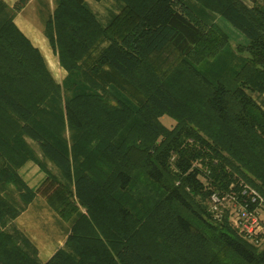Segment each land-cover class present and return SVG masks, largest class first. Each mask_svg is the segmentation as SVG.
Returning <instances> with one entry per match:
<instances>
[{"label": "trees", "instance_id": "16d2710c", "mask_svg": "<svg viewBox=\"0 0 264 264\" xmlns=\"http://www.w3.org/2000/svg\"><path fill=\"white\" fill-rule=\"evenodd\" d=\"M115 1L120 13L103 27L84 0H54L43 35L66 72L60 85L13 24L28 0H0V107L17 122L12 143V128L0 132V185L22 201L0 195V264H40L19 231L4 229L35 194L70 225L44 264H264V247L208 210L210 195L240 185L264 198V101L253 97L264 94V6L196 0L246 42L227 51L228 68L203 73L197 66L218 59L215 41L227 45L219 29L175 9L182 0ZM166 47L181 58L173 79L148 60ZM19 137L68 188L41 162L40 187L24 184Z\"/></svg>", "mask_w": 264, "mask_h": 264}, {"label": "rangeland", "instance_id": "374dc122", "mask_svg": "<svg viewBox=\"0 0 264 264\" xmlns=\"http://www.w3.org/2000/svg\"><path fill=\"white\" fill-rule=\"evenodd\" d=\"M84 1H85V3H87V6L89 7L90 11L95 15V17H97L96 19L98 20V22L103 27H105L106 24L109 23L114 16H116L120 13V10L122 7L121 6L122 4L119 3L118 1H115V0H100L97 2L93 1V0H84ZM53 2H54V0H53ZM242 2L249 7L251 6L250 2L247 0H242ZM259 4L264 6V0H259ZM174 7H175V9H177L179 11L181 10V8L183 10H185V9L188 10L194 17H196L198 20H200L205 26L216 27L227 37L228 41H227L226 46H223L222 48H220L221 46L216 45L218 43L217 41H215V43L213 45V49L218 48V50H216L217 55H218V59H213V58L205 59V61L202 62L199 66H197V68H199V70L203 73H209L210 71H215V70L219 71V70H222L226 67L228 68V66H230V59H231L230 56L231 55H227L226 54L227 51L230 54H232V56H234L237 52L236 48L239 46H244L246 44L244 38L239 33H237L235 30H233L227 23H225L219 17V15L216 12L208 10L207 8L203 7L202 4L198 3V1H196V0H182L181 4L176 3ZM221 53H224V54H221ZM148 60H149L150 64L153 66V68L156 70V72L158 73L159 76L163 74V77L164 76H165V78L172 77V79H173V77H175V75L177 76V73H178L177 71H179L181 58L173 51V49L171 47H166L163 51L151 55ZM173 73L175 75L172 76ZM89 91H91V90H89ZM253 97L258 103H261L262 100L264 101V94L260 97L253 95ZM159 120H160L161 124L167 128H170L174 125V122L167 117H161ZM15 123H17L16 120H14L13 118L11 119L9 114H7V112H5L3 110V108L0 107V132L4 133V130H5V132L10 131V135H9L10 137L7 136V138L4 140L7 143H10V142L12 143L11 140H12V138H14L13 136L17 134L15 131H13L15 129L14 127L16 125ZM7 125L10 128H12L11 130L13 132L6 127ZM1 136H2V134H0V140H2ZM64 137L66 140H68L69 139L68 138L69 133L67 132ZM19 138L21 140L19 142L20 143L22 142L21 148L23 149L22 146L24 145V147H25L24 150L27 151L26 157L28 158L27 162L25 163V164L28 163L27 169L25 170V172L20 173L19 169H18V172L20 174L19 177L22 178L23 176H31L30 177V183L36 184L35 186H38V185L40 186L41 184H39L40 181L38 179V176L36 174H33L31 171H32V169H35L37 167L36 166L37 162H41L45 166V170L50 175L55 176L56 179L60 183L65 184L68 188L69 183H67L63 179V177L58 173V171L54 168V166L52 164H50L41 155V153L39 152L37 147L33 143L28 141L27 139H23V138L21 139V137H19ZM15 143L17 145H19L17 143V141H15ZM38 170H39L38 172H41L39 168H38ZM97 170L100 173L101 172L100 170L103 171V170H105V168L102 165H98ZM24 184L27 186L26 183H24ZM0 195L4 198H8V196H9L15 202V205H22V201L20 200V195L12 185H6V186L0 185ZM42 200H44V199L42 198ZM44 202L48 205V203L45 200H44ZM80 211L83 212V210H80ZM68 226L70 227V225H68ZM6 227H7V225L5 226L4 229L9 230ZM0 229H1V227H0Z\"/></svg>", "mask_w": 264, "mask_h": 264}, {"label": "crops", "instance_id": "0c3cea01", "mask_svg": "<svg viewBox=\"0 0 264 264\" xmlns=\"http://www.w3.org/2000/svg\"><path fill=\"white\" fill-rule=\"evenodd\" d=\"M1 1L8 7H12L16 2V0ZM53 8V0H28L23 9L15 14L13 24L31 46L39 52L54 82L61 84L66 72L59 66L55 53L43 35L44 21L51 14ZM27 164L19 169L20 173L25 172ZM38 171L36 167L31 172L38 176L39 184H42L45 176ZM30 177L23 176L21 179L35 192L40 186L31 184ZM68 225L42 200L39 194H35L26 208L10 221L6 228H14L19 231L34 248L38 262L44 264L55 251L63 247L69 234L70 227Z\"/></svg>", "mask_w": 264, "mask_h": 264}, {"label": "built area", "instance_id": "2783aa9c", "mask_svg": "<svg viewBox=\"0 0 264 264\" xmlns=\"http://www.w3.org/2000/svg\"><path fill=\"white\" fill-rule=\"evenodd\" d=\"M208 210L215 219L226 213L231 227L249 245L264 247V198L253 188L239 186L236 193L212 194Z\"/></svg>", "mask_w": 264, "mask_h": 264}]
</instances>
